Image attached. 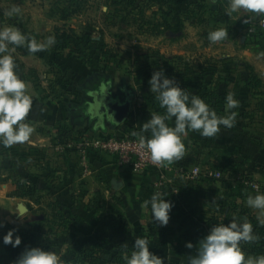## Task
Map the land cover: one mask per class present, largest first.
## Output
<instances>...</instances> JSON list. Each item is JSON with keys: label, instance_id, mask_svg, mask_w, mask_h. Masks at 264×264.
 I'll use <instances>...</instances> for the list:
<instances>
[{"label": "rangeland", "instance_id": "374dc122", "mask_svg": "<svg viewBox=\"0 0 264 264\" xmlns=\"http://www.w3.org/2000/svg\"><path fill=\"white\" fill-rule=\"evenodd\" d=\"M135 1L134 7H128L118 0H0V27L18 28L38 42L52 36L56 27L72 29L80 37L87 38L84 45L92 58L91 67L87 72L93 71V73L85 80L83 78L85 67L81 69L78 60L69 58V51L54 53L51 47L45 51L29 53L25 45L17 47L15 52L11 53L16 61L23 60L26 63L29 79L32 77L36 80L31 82L28 79L29 87L32 88L35 83L40 84L41 80L45 81L44 88L48 89H46L47 104L60 105V110L70 115L69 125L75 129V137L84 134L81 139L70 142L71 149H62L64 145L56 142L60 145L55 149L57 154L50 151V155L44 159L43 163H46V159L54 162L51 153H54L55 157L58 154L62 158L65 157L63 154L74 151L73 147L85 137L91 140L122 137V133H119L117 128L107 123L99 122L97 119L88 122L89 119L84 114L85 109L82 110L80 107L84 101L97 102L101 95L109 92L113 98L116 97L123 102L128 94H131L132 111L137 108L142 113H154L151 109L153 104L160 108L155 94L150 92L148 83L154 71L163 69L165 74L169 78L174 77L180 86L189 84L195 87L199 79L205 78L212 84V88L215 86L218 88L220 94L227 96L228 93H234L238 97L239 89L244 85L245 79L249 80L248 67L256 77L264 78V30L258 24L259 20H264V16L243 11L229 16L226 12L229 2L225 0H220L217 4H212L210 0H181L173 7L170 5L161 7L149 0ZM12 6H18L20 13L9 17L4 13ZM104 7L107 8L106 12L103 11ZM244 19H248L249 22L245 24ZM219 28L227 29L229 36L222 42L211 44L207 39L208 33ZM100 43L106 46L111 55L116 56L113 62H106L100 58ZM38 64L40 70L37 72L35 67ZM61 76L66 82L59 81ZM46 77H48L47 81ZM67 82L69 86L65 84ZM100 83L103 84L99 89L101 94L97 95L98 92L92 89H95L97 85L100 86ZM109 83L110 86H108ZM36 87L38 88V85ZM254 104L255 101L250 97L242 102L241 106L239 103V106L247 109ZM82 116L85 120L83 122H81ZM226 131L221 127L218 134H224ZM189 139L196 138L189 136L187 140ZM197 141L191 145H195ZM204 144L206 146L202 150L211 152V138L204 137L200 142L201 147ZM91 153L100 152H90L89 155ZM6 156L10 157V154ZM205 157L203 166H193L190 169L185 166L174 167L177 175L185 178V180H179L181 187L185 188V183H188V187L189 184L203 178L220 181L215 176H211L218 174L219 168L217 166L214 168L211 158L205 159ZM39 161L40 158L36 162L39 164ZM36 162L29 159L27 168L30 167L31 170L21 172L23 177L29 179L28 183L33 182L38 175L37 172L40 171ZM7 164L8 160L6 161L4 156L0 158V182L8 183L11 180L9 182L15 196L16 176L14 174L22 167L14 165V173H12L6 170ZM53 165V163L48 164L46 171L53 169L55 167ZM166 165L167 162L164 163L165 170H167ZM196 170L198 173L195 172ZM168 174L169 171L166 175ZM240 176L238 174L235 177ZM223 177L224 180L231 179L233 175L225 173ZM35 181L39 189L36 198L21 199L24 200L21 201V208H7L8 206L0 208V223L4 224V227L0 228V258L9 264H14L16 258L18 259L22 253L15 251L11 245L3 243V237L10 229H15L14 236L19 237L23 233H38L44 242L50 245L48 249L55 251L64 260L71 258L79 248L88 247L86 237L93 231L90 223L96 224L94 220H91V222L83 223L84 228L78 230L79 224L69 225L60 222L59 213L55 211V208L60 204L56 200L63 202V198L52 196V191H49L51 193L49 194L45 189L43 191L46 193L42 197L40 189L46 188L48 183L44 180ZM170 182V180L163 182L161 186L163 190L170 186ZM178 197L180 198L181 194H178ZM91 200L87 204L90 208H86L89 214L98 217L95 210L100 209L108 217L111 214L123 217L117 208H105L104 204H107L108 199L100 195V191L92 192ZM207 204L210 205L205 208H212L211 201ZM75 210L76 208L66 207L63 213L74 214L77 212ZM108 217L102 218V222L107 221ZM94 226L96 229V225ZM60 243L61 246L58 248Z\"/></svg>", "mask_w": 264, "mask_h": 264}, {"label": "crops", "instance_id": "0c3cea01", "mask_svg": "<svg viewBox=\"0 0 264 264\" xmlns=\"http://www.w3.org/2000/svg\"><path fill=\"white\" fill-rule=\"evenodd\" d=\"M2 21H5V19H2ZM78 63L83 69L80 62ZM16 64L18 75L29 84L26 63L23 60H17ZM84 69L83 78L85 80L92 75L93 71L89 74L87 72V75H85L86 68ZM35 70L37 72L40 70L39 64L35 67ZM259 79L262 82L261 91L264 93V78L259 77ZM29 80L31 82L36 81L32 77ZM45 80L47 81L48 77ZM247 81L245 79L244 85L239 89L240 96L238 99L242 102L247 101L251 97H249V89L246 86ZM37 85L38 88L36 87ZM39 85H42V87H39ZM32 86L31 88L28 85L27 89L28 94L33 99V107L27 118V122L34 127L30 142L17 144L11 148H3L10 154V157L4 156V159L8 160L7 167L20 165L22 167L20 169L21 172L28 169L31 170L30 167L27 168L29 159L36 162L40 158V163L36 162L40 171L37 172L38 175L33 180H44L45 183H48L46 188L40 189L42 197H44L46 192L52 193V196L56 195L58 198H63V202L56 200L57 203H60L65 208H76L77 210V208H90L87 204L92 201V192L95 190L96 192L100 191V195L108 199L106 201L107 204H104L105 208H117L120 215L126 219L131 233L128 237V243L133 244L138 237L147 238L150 241L149 250L163 258L164 264H188L189 258L197 254L199 239L207 235L212 226L220 223L227 224L233 217H236L230 212L222 213L218 208H214L217 201L228 191L240 197L242 207L248 212L249 220H246L252 224L254 233L259 237L258 241H264V225L257 221V216L261 214V210L249 208L246 203L249 195L264 194V120L261 122L262 124H257L250 130L243 124L239 126L235 134L226 131L227 133L217 134V136L212 137L211 152L202 150L206 146L205 144L202 147L200 145L204 137L200 136L198 132H190L188 137L192 136L196 139L187 140L186 138L184 140L186 146L184 157L178 161L167 163V170H165L163 164V170L157 173H135L131 169L121 166L115 157L101 153H91L84 162L79 159L80 157L75 151H68L69 153L63 154L65 155L63 158L59 156L60 154L55 157L54 153H51L54 157V162H49L46 159V163H43L44 159L50 155V151L56 153L55 149L60 146L56 144L57 141L55 140L56 126L60 123L69 125L71 117L60 110V105L47 104L48 92L46 91L48 89L44 88L45 81L41 80L40 84L35 83ZM101 97L99 101L104 98L102 95ZM83 103L80 106L82 107L81 109L86 108V112L90 111L93 103L87 101ZM253 108L254 105L246 110H253ZM135 111L133 110L132 113ZM89 114L86 113L85 117L89 119L88 122H92V113L89 112ZM138 115L140 114H135L136 117ZM146 115L152 114L146 113ZM81 120V122L85 121L84 116L81 117ZM168 123L170 126H174V119ZM143 124L135 119L128 124L134 129H129L128 131H142ZM72 130H74L75 137V129L72 128ZM116 130L119 131L118 128ZM119 133H122V131H119ZM198 139L201 140L197 141ZM194 141H197V143L191 145ZM27 156L29 157L27 158ZM204 156L211 158L214 168L229 159H243L241 161L243 162V167L239 169V173L247 174L252 180V184L258 185L260 190L254 191L251 188L243 187L239 177H235L236 175H233L231 179H225L223 182L203 178L193 182V184H189L188 187H181L179 180H185V178L177 175L174 167L185 166L190 169L193 166H203L206 161H204ZM0 158L2 157L0 156ZM51 163L55 167L47 172L48 164ZM167 171H169L168 175H166ZM51 172L52 175L50 174ZM195 172L198 173L197 170ZM166 180L171 181L170 186L163 190L161 186ZM9 181L8 183L0 182V208L6 206H8L7 208H21V201L23 202L24 200L14 196V190ZM49 191L52 192L50 193ZM156 192L166 194L167 197L165 199L174 204L167 226L162 227L157 221L152 219L150 205L148 207L144 206V202L150 200L151 196ZM178 194H181L180 198ZM93 200L96 201L95 199ZM208 201H211L212 208H205L210 205L207 204ZM93 205L98 207V205ZM104 206L102 205V207ZM238 219L244 220L242 218ZM90 224L93 231L86 237L87 245L90 241L89 238H99L104 243L115 240L112 232L104 231L101 234H96V229H94L96 224ZM81 228H84L83 223L78 225V230H81ZM162 229L169 230L165 247H160L159 233ZM117 241L119 240L117 239ZM188 242L194 245L192 249H188L185 246ZM179 245L183 248L176 250L175 248ZM242 249L244 250L243 242Z\"/></svg>", "mask_w": 264, "mask_h": 264}, {"label": "clouds", "instance_id": "9594fccd", "mask_svg": "<svg viewBox=\"0 0 264 264\" xmlns=\"http://www.w3.org/2000/svg\"><path fill=\"white\" fill-rule=\"evenodd\" d=\"M103 11H107L104 7ZM264 16V0H229L226 10L230 16L239 12ZM20 8L12 6L4 14L18 15ZM247 24L248 19L243 21ZM229 36L227 29L219 28L208 33V41L216 44ZM56 43L55 36H48L42 42L22 33L11 26L0 27V146L11 148L17 144L30 142L34 127L27 122L33 107L32 96L28 94V84L20 78L16 68V60L11 54L17 47L27 46L29 53H37L50 49ZM12 46L11 48L9 46ZM150 92L155 94L160 108L164 113H152L151 118L142 125V132L150 133V138L140 135L139 146L146 149L154 165H163L182 159L186 153L184 140L190 132H198L202 137H215L221 126L231 129L236 121L237 112L231 111L239 107V100L234 93H228L225 111L227 115L219 116L204 99L189 94L180 87L175 78H169L163 69L154 71L148 81ZM174 126L169 125L173 121ZM135 135V133H134ZM164 193H154L144 206L150 205L152 219L160 226H167L174 204L165 199ZM247 206L261 210L257 221L264 225V194L249 195ZM4 224L0 223V228ZM10 229L3 237L5 245L13 248L21 244V238ZM253 226L246 219L233 217L227 224L212 226L204 237L198 241L197 254L189 258L188 264H264V254L253 256L242 249V242L251 244L258 241ZM193 248L191 242L185 245ZM124 248L128 245L124 244ZM130 254L125 253L126 264H164L163 258L151 252L150 241L138 237L132 244ZM14 264H63L61 257L52 250L42 247H26Z\"/></svg>", "mask_w": 264, "mask_h": 264}, {"label": "trees", "instance_id": "16d2710c", "mask_svg": "<svg viewBox=\"0 0 264 264\" xmlns=\"http://www.w3.org/2000/svg\"><path fill=\"white\" fill-rule=\"evenodd\" d=\"M121 3L126 4L128 7H134L135 0H118ZM181 0H149V2L154 3L158 6H166L170 5L171 7L176 6ZM211 1V0H210ZM220 0H215L212 2V4H217ZM226 2H229V0H225ZM127 2V3H126ZM53 35L55 36L56 43L54 46H52L54 53H62L65 51H69L68 57L73 58L75 60H78L80 64L86 68V74L87 71H89L92 63V58L90 53L88 52L86 46L84 45V42L87 40L85 36L80 37L73 31L72 29L67 28H55ZM52 35V36H53ZM100 58L104 59L106 62H113L116 58L115 55H111L110 52L106 49V46L104 44L100 43ZM114 58V60H113ZM250 71L249 80L247 81V88L249 89V93L251 96V99L255 101L253 110H246L242 109L240 106L242 104L240 99L239 103L240 106L236 109H232L231 111L237 112V117L234 126L231 129L224 128L228 132L235 134L239 128L240 125L245 124L247 129H253V126L257 124H262L264 120V93L262 90V82L256 75H254L251 72V68L248 67ZM91 73V72H90ZM89 74V72H88ZM91 75V74H90ZM64 77H60V82L64 83L66 82L63 80ZM66 85H70L68 82L65 83ZM211 83H208L205 78L199 79V82L196 83L195 87H192L191 85L180 87L184 88L188 93L195 94L202 99L205 100L206 103H208L211 108H213L217 115L224 116L227 115L225 111L226 107V95H222L218 92V88L215 86V88L211 86ZM110 86V83L108 84ZM93 90V89H92ZM91 90V91H92ZM196 91V93H195ZM104 96V95H102ZM236 98H239L236 95ZM105 104V100H101L100 104ZM251 108V107H250ZM154 113L157 114H163L164 109L156 107L154 104L151 107ZM135 114H140L137 117ZM260 117V118H259ZM151 118V115H146V113H142L140 109L136 108V111L130 115V117L123 123L121 126H118L117 128L119 131H122V137L127 136L128 138H138L140 135H145L147 138H150V133H144L142 131L138 130H130L134 129L133 127L128 126V124L136 119V121H141V123L147 122ZM259 118V119H258ZM133 126V125H132ZM56 138L55 140L60 144L66 146L71 141L75 139V141L81 139V137L84 135L79 134L80 136H74V130H72V127L66 123H60L56 126ZM135 133V135H134ZM78 135V134H77ZM5 151V153H3ZM7 150H4L3 146H0V156H6ZM243 161L239 159H229L226 160L224 163H222L220 166H218L221 174V180H224V174L230 173L232 175H238L239 169L243 167ZM5 169V168H4ZM9 172L14 173L13 166L7 168ZM153 171H148L144 173H150ZM157 173V172H154ZM52 175V172L50 173ZM239 177L243 187L249 188V186H246L245 183H253L250 177L243 173L240 174ZM16 176L15 179V185H16V191L15 196L20 199H33L36 198V196L39 194V189L35 185L36 182H29L28 178L23 177V174H21V170H17L14 174ZM30 184V185H29ZM188 183H185V186L187 187ZM29 185V186H28ZM242 202H240V197L236 194H233L232 192H225L220 200L217 201V204L214 205V208H218L220 212L222 213H232L236 215L237 218L247 219L248 218V212L245 208L242 207ZM64 206L58 204L56 205L55 211L59 213L58 220L60 222H64L69 225H77L80 223H88L91 220H94L96 223V234H101L104 231H111L114 235V241H111L109 243H104L99 238H89L88 247H81L79 248L78 252L71 256V258H66L62 260L63 264H126L125 260L123 259V255L125 253L130 254L132 249V244L128 243V237L131 235L130 228L126 220L122 219L120 216H106L103 210L96 209L95 214L98 215H90L86 208H77L76 213L72 214H64ZM107 221L102 222V218H107ZM250 222V221H249ZM169 230L168 229H162L159 233V239H160V247H165L167 245V236H168ZM21 237V244L13 248L15 251H18V253H21L24 251L26 247H42L46 250H49L48 247L49 244L45 243L43 238L39 236L38 233H23L20 235ZM92 239V240H91ZM117 239L119 241H117ZM59 240V239H58ZM64 238L62 239V241ZM190 241V240H188ZM127 244L128 247L124 248L123 245ZM61 246V243L59 244L58 248ZM183 248L182 246H178L175 249L180 250ZM244 250L253 256H258L264 254V241H256L251 244L244 243ZM9 258V257H8ZM11 258V257H10ZM17 260V258H16ZM12 262L11 260L9 261ZM0 264H9L8 262L4 261V259L0 258Z\"/></svg>", "mask_w": 264, "mask_h": 264}, {"label": "built area", "instance_id": "2783aa9c", "mask_svg": "<svg viewBox=\"0 0 264 264\" xmlns=\"http://www.w3.org/2000/svg\"><path fill=\"white\" fill-rule=\"evenodd\" d=\"M259 27L264 30V20H259ZM145 136V135H144ZM147 138V136H145ZM139 138H128L127 136L119 138H106L91 140L85 137L81 142L73 148L78 152L80 159L84 162L90 152H100L111 155L116 158L121 166H124L136 173H144L148 171L161 172L163 165H154L150 159V154L146 149H141L139 146ZM60 147V146H59ZM58 147V148H59ZM71 143L64 146L62 149H71ZM217 179L221 178V174H212ZM254 191H259L260 187L256 184L245 183Z\"/></svg>", "mask_w": 264, "mask_h": 264}, {"label": "flooded vegetation", "instance_id": "af4514ba", "mask_svg": "<svg viewBox=\"0 0 264 264\" xmlns=\"http://www.w3.org/2000/svg\"><path fill=\"white\" fill-rule=\"evenodd\" d=\"M102 85L103 84L100 83V86L97 85L96 88L93 89V91L96 90V92H98V93H96L97 95L101 94L99 89L101 88ZM100 98H102V97H100ZM125 99L126 100H124L122 102L118 98L112 97V99H107V103H105V104L103 103L101 105H100L101 101H98V100H97V102L92 101L91 103H93V105H92V108L90 111L86 112V108H83V109H85L84 114L86 115V113L89 114V112H91L92 117H93L92 119H97L99 122H102V123L104 122L105 124L107 123L109 126H111L113 128H117L118 126H121L123 123H125V121L118 123L115 119L116 114H115L114 109H115V106L117 105V103L121 105V104L125 103L126 101H129L131 103V106H132V102H131L132 95L128 94L127 98H125ZM114 102H116V103L113 104Z\"/></svg>", "mask_w": 264, "mask_h": 264}, {"label": "water", "instance_id": "95a60500", "mask_svg": "<svg viewBox=\"0 0 264 264\" xmlns=\"http://www.w3.org/2000/svg\"><path fill=\"white\" fill-rule=\"evenodd\" d=\"M212 2H214L215 0H211ZM103 100L106 101L107 103V99H111V95L109 93H106V95L103 96ZM109 101V100H108ZM116 102H114L113 104H115ZM115 119L118 123L126 121L130 115L132 114V106L131 103L129 101H126L123 104H118L115 106Z\"/></svg>", "mask_w": 264, "mask_h": 264}]
</instances>
